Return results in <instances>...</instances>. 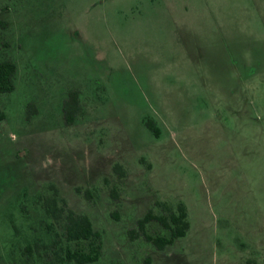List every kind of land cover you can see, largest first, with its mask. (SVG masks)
I'll return each mask as SVG.
<instances>
[{"label":"rangeland","instance_id":"1","mask_svg":"<svg viewBox=\"0 0 264 264\" xmlns=\"http://www.w3.org/2000/svg\"><path fill=\"white\" fill-rule=\"evenodd\" d=\"M0 19V61L17 63L0 92V264H60L34 244L61 231L51 186L102 233L87 264H264V0H0ZM179 201L173 243L129 234Z\"/></svg>","mask_w":264,"mask_h":264},{"label":"trees","instance_id":"2","mask_svg":"<svg viewBox=\"0 0 264 264\" xmlns=\"http://www.w3.org/2000/svg\"><path fill=\"white\" fill-rule=\"evenodd\" d=\"M0 25L5 27L8 22L0 19ZM16 71L17 63L15 60L4 58L0 61V92L11 91L15 88ZM80 110L81 104L78 90L72 89L63 101L65 123H73ZM4 118L5 112L0 110V120ZM145 124L155 135L159 134L160 129L154 119L147 118ZM51 187L53 194L43 197L42 207L54 219H62L63 224L60 232L52 229L54 237L50 244H39L35 241V246L50 247L54 251L59 249L60 251L55 252L58 254L60 264H87L97 260L103 249L101 231L94 227L88 214L77 212L69 207L65 198L59 196L57 187ZM76 189L80 191L79 187ZM84 193L89 198L92 197V192L88 188L85 189ZM153 220L157 221L163 228H166L168 233H149L147 224ZM189 225L187 207L184 202L179 201L175 208L169 207L167 213L158 214L152 208H149L142 217L136 220V226L130 228L128 232L132 238L142 234L157 249H163L166 245L173 243L176 238L185 235ZM48 227L53 228L51 225H48ZM13 228L17 229L16 224H13ZM25 250L31 253L33 245L31 243L27 244Z\"/></svg>","mask_w":264,"mask_h":264}]
</instances>
